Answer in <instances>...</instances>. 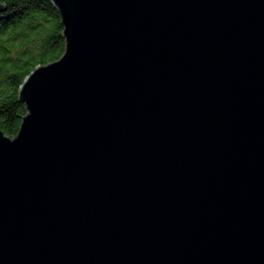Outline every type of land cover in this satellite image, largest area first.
I'll return each instance as SVG.
<instances>
[{
	"label": "water",
	"instance_id": "1",
	"mask_svg": "<svg viewBox=\"0 0 264 264\" xmlns=\"http://www.w3.org/2000/svg\"><path fill=\"white\" fill-rule=\"evenodd\" d=\"M51 2L65 53L0 129V264H264V0Z\"/></svg>",
	"mask_w": 264,
	"mask_h": 264
},
{
	"label": "trees",
	"instance_id": "2",
	"mask_svg": "<svg viewBox=\"0 0 264 264\" xmlns=\"http://www.w3.org/2000/svg\"><path fill=\"white\" fill-rule=\"evenodd\" d=\"M0 129L15 138L26 105L19 90L25 78L40 65L59 60L66 50L58 10L51 0H0Z\"/></svg>",
	"mask_w": 264,
	"mask_h": 264
}]
</instances>
